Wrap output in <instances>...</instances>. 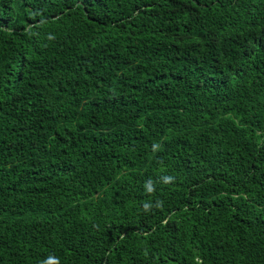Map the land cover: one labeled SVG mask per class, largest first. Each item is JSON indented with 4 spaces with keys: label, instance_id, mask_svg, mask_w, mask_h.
I'll use <instances>...</instances> for the list:
<instances>
[{
    "label": "trees",
    "instance_id": "trees-1",
    "mask_svg": "<svg viewBox=\"0 0 264 264\" xmlns=\"http://www.w3.org/2000/svg\"><path fill=\"white\" fill-rule=\"evenodd\" d=\"M0 264H264V0H0Z\"/></svg>",
    "mask_w": 264,
    "mask_h": 264
}]
</instances>
